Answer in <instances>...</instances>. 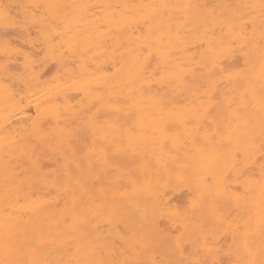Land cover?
<instances>
[{"label":"snow or ice","instance_id":"1","mask_svg":"<svg viewBox=\"0 0 264 264\" xmlns=\"http://www.w3.org/2000/svg\"><path fill=\"white\" fill-rule=\"evenodd\" d=\"M0 264H264V0H0Z\"/></svg>","mask_w":264,"mask_h":264},{"label":"bare ground","instance_id":"2","mask_svg":"<svg viewBox=\"0 0 264 264\" xmlns=\"http://www.w3.org/2000/svg\"><path fill=\"white\" fill-rule=\"evenodd\" d=\"M63 2L66 3H83V2H89V0H63ZM91 2H97V0H91ZM135 2H141V0H135ZM143 2H153V0H143ZM3 108V100H2V93H0V109Z\"/></svg>","mask_w":264,"mask_h":264}]
</instances>
